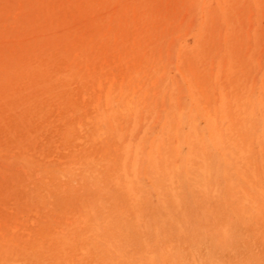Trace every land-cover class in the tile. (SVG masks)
Returning a JSON list of instances; mask_svg holds the SVG:
<instances>
[{"label": "rangeland", "instance_id": "rangeland-1", "mask_svg": "<svg viewBox=\"0 0 264 264\" xmlns=\"http://www.w3.org/2000/svg\"><path fill=\"white\" fill-rule=\"evenodd\" d=\"M0 264H264V0H0Z\"/></svg>", "mask_w": 264, "mask_h": 264}, {"label": "bare ground", "instance_id": "bare-ground-1", "mask_svg": "<svg viewBox=\"0 0 264 264\" xmlns=\"http://www.w3.org/2000/svg\"><path fill=\"white\" fill-rule=\"evenodd\" d=\"M262 84V83H261ZM261 87V86H260ZM259 92V91H258ZM196 98V97H195ZM193 104V103H192ZM202 105V104H201ZM192 107V106H191ZM188 126V125H187ZM156 128H158V127H156ZM159 129H160V127H159ZM158 129V130H159ZM205 134V133H204ZM187 139V138H186ZM148 147V146H147ZM191 156V155H190ZM262 207V206H261ZM202 209V208H201ZM203 213H205V212H203ZM199 214H202V213H199ZM6 243V242H5ZM14 259V258H13ZM9 261H11V260H9Z\"/></svg>", "mask_w": 264, "mask_h": 264}]
</instances>
